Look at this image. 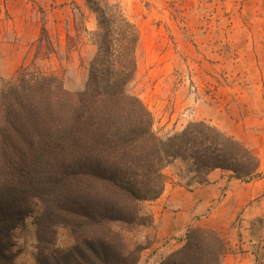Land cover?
Instances as JSON below:
<instances>
[{
	"label": "trees",
	"instance_id": "16d2710c",
	"mask_svg": "<svg viewBox=\"0 0 264 264\" xmlns=\"http://www.w3.org/2000/svg\"><path fill=\"white\" fill-rule=\"evenodd\" d=\"M95 15V52L80 91L21 68L0 84V264H14L13 231L34 215V264H136L131 243L151 225L144 203L163 192V170L179 164L187 186L220 170L241 181L259 161L238 140L204 121L164 139L126 91L137 67L139 33L111 0H84ZM66 232L59 244L58 231ZM163 264H221L226 240L188 228Z\"/></svg>",
	"mask_w": 264,
	"mask_h": 264
},
{
	"label": "rangeland",
	"instance_id": "374dc122",
	"mask_svg": "<svg viewBox=\"0 0 264 264\" xmlns=\"http://www.w3.org/2000/svg\"><path fill=\"white\" fill-rule=\"evenodd\" d=\"M111 1L139 33L137 72L126 91L151 114L154 134L164 139L204 121L260 160L250 181L216 170L196 197V221L157 242L155 231L170 228L162 220L169 202L192 204L178 192L210 183L187 186L178 163L166 167L168 192L144 203L151 225L129 237L144 246L149 240L140 262L163 264L186 230L198 226L214 229L228 243L221 264H264V0ZM95 31V15L84 0H0V84L27 68L58 78L69 92L82 90ZM33 222L32 214L13 231L14 264L35 263ZM58 236L59 244L67 238L62 229ZM240 253L250 259L236 262Z\"/></svg>",
	"mask_w": 264,
	"mask_h": 264
},
{
	"label": "crops",
	"instance_id": "0c3cea01",
	"mask_svg": "<svg viewBox=\"0 0 264 264\" xmlns=\"http://www.w3.org/2000/svg\"><path fill=\"white\" fill-rule=\"evenodd\" d=\"M215 171L211 172L208 175L207 180L210 183L207 184L206 186H196V187L191 188L190 189L191 191H186V190L181 189L178 192V194L181 192L180 193V195H182L181 197L192 200L193 201L192 204H187L183 207V203H181L182 205H180L178 200L176 202L174 198L171 203L169 202L168 208L164 209L162 213V216H163L162 220L164 221L163 224L167 223L170 228L167 230H164V232H161L162 230L161 228L155 231V239L157 242L164 241L165 239H169L170 237L179 236L180 234L183 233L184 228L187 224L189 225L193 223L194 221H196L195 220V213H196L195 208L199 207V199H197L196 197L199 193L203 192L204 188L209 187L210 184H212L213 179L211 177L213 176ZM166 192H168V189L165 186V189L161 196H163ZM172 193H176V191L173 190ZM237 257L238 259L236 260V262H239V261L243 262V261H247L248 259H250L248 253H244V254L240 253ZM240 257L245 258V260H241ZM148 260L150 261V258ZM137 264H144V260L142 262H140L139 260Z\"/></svg>",
	"mask_w": 264,
	"mask_h": 264
}]
</instances>
